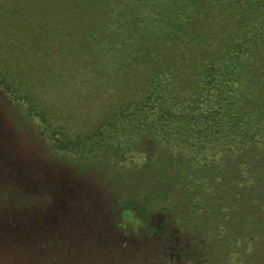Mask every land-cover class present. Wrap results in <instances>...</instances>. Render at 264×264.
Returning a JSON list of instances; mask_svg holds the SVG:
<instances>
[{"label": "trees", "instance_id": "16d2710c", "mask_svg": "<svg viewBox=\"0 0 264 264\" xmlns=\"http://www.w3.org/2000/svg\"><path fill=\"white\" fill-rule=\"evenodd\" d=\"M1 58L8 97L41 120L43 135L58 148L65 128L50 114H103L100 127L134 136L128 152L146 151L148 172L131 161L126 167L124 146L113 144L112 173L124 170L129 182L115 183L118 173L110 192L130 193L118 206L153 243L163 240L162 228L150 226L163 190L139 184L148 176L172 179L171 155L181 165L191 153V168L176 174L186 189L194 183V202L207 221L225 208L220 223L228 221L238 235L220 237L214 259L216 250L195 244L192 235L194 244L176 257L162 249L166 261L156 264H255L250 256H264V0H0ZM57 96L64 102H51ZM116 114L128 120L112 125ZM234 149L242 151L225 154L228 164L218 169L217 153ZM244 170L260 187L256 197L240 192ZM116 247L132 249L128 242ZM232 252L246 255L231 262Z\"/></svg>", "mask_w": 264, "mask_h": 264}, {"label": "rangeland", "instance_id": "374dc122", "mask_svg": "<svg viewBox=\"0 0 264 264\" xmlns=\"http://www.w3.org/2000/svg\"><path fill=\"white\" fill-rule=\"evenodd\" d=\"M1 60L0 74L7 66L3 58ZM72 100L76 101L77 97L72 96ZM55 101L64 102L58 96L51 102ZM25 110L24 105L8 97L0 81V264H156L158 260L166 259L161 258L162 249L169 251L167 255L170 257H176L179 251L194 244V237L195 244L208 246L209 252L216 250L212 253L216 256H211L214 259L222 252L217 244L219 238L226 233L229 236L238 235L231 223H220L227 209L224 208L220 215L214 214L211 220L207 216V221L196 207L194 195L197 189L194 183L191 182L186 189V181L175 172L193 165L192 155L187 153L186 162H181L183 167L176 156L171 155L173 163L169 169L172 179L166 181L163 177L161 181L164 182H161L159 178L148 176L140 182V188L155 189L159 186L163 190L157 196L162 205L156 207L150 221V226L162 228L160 237L163 240L153 243L141 237L137 230L145 228L137 229L136 224L124 214L128 208L122 210L118 206L122 200L129 199L130 193L119 195L110 192L113 178L118 173L121 176L115 183L124 185L129 180L125 179L128 174L124 170L112 173V153L107 152L108 147L121 142L124 146L121 150V154H125L124 165L130 168L131 161L142 172H148L146 151L128 152L134 136L125 135L115 128L100 127L103 114H50L52 119L60 116L63 120L64 149H60L43 135L46 127L41 120L36 115L24 114ZM109 120L113 125L128 118H120L116 114ZM69 142H73L71 146H81L71 149L67 147ZM187 142L188 139L183 138L180 144L188 146ZM189 150L194 148H186L185 151ZM241 151L234 149L217 153L216 159L220 164H216L217 168L222 170L228 164L227 159L223 160L225 154L233 157ZM155 167L159 169L161 166ZM219 172L216 170L214 173ZM248 175L246 170L239 175L237 183L240 192L242 195H248L247 192L255 195L260 187ZM228 182L224 181L225 189L230 186ZM232 185L237 186L235 183ZM213 208L217 210L215 206ZM233 212L231 210L236 216L237 213ZM199 220L201 224L197 226ZM118 242L130 243L131 251L122 252L124 248L116 247ZM248 242L250 247L257 249L256 240ZM232 254L231 262L236 257L242 260L246 255ZM260 255L259 259L251 256L249 259L258 264V261L264 260L261 252ZM182 257H185L184 254Z\"/></svg>", "mask_w": 264, "mask_h": 264}]
</instances>
